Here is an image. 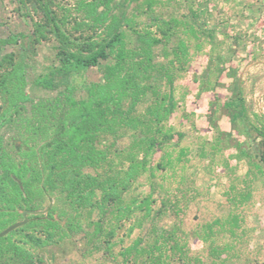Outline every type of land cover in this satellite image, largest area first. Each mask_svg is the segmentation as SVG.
Here are the masks:
<instances>
[{"label":"rangeland","instance_id":"374dc122","mask_svg":"<svg viewBox=\"0 0 264 264\" xmlns=\"http://www.w3.org/2000/svg\"><path fill=\"white\" fill-rule=\"evenodd\" d=\"M81 1L0 0V77L21 64L32 100L63 89L35 84L59 63L62 45L46 8L60 20L71 50L81 53L101 47L118 27L135 38L156 36L162 39L156 61L182 56L175 65L170 123L185 136L166 144L152 159V165L164 167L156 166L154 176L142 175L125 195L141 200L153 192L149 216L137 209L115 224L111 239L96 240L87 215L97 220L99 210L74 208L66 193L54 195L52 214L28 213L25 225L0 238V264H264V174L243 153L259 160L264 144L255 129L264 130V0H112L111 16L102 24L95 18L105 6L92 13ZM108 63L82 70L73 80L80 86L102 82ZM166 82L161 86L169 91ZM238 92L245 112L234 119L226 103ZM19 103L24 112L30 110L31 100ZM10 105L9 92L0 88V138L19 150L17 106ZM112 141L108 136L103 144ZM128 144V137L117 141L118 147ZM41 201L36 210L50 204L48 196ZM24 210L29 209H20L15 221L23 219ZM73 220L82 223L74 232ZM47 221L59 222L68 233L49 238L42 225Z\"/></svg>","mask_w":264,"mask_h":264},{"label":"trees","instance_id":"16d2710c","mask_svg":"<svg viewBox=\"0 0 264 264\" xmlns=\"http://www.w3.org/2000/svg\"><path fill=\"white\" fill-rule=\"evenodd\" d=\"M81 2V8L92 13L100 5L105 6L95 18L97 23L110 18L112 0ZM45 12L51 29L61 35L62 45L59 63L37 77L35 84L63 89L32 100L25 91L21 64H15L0 77V88L10 94V107L17 106L13 113L19 117L21 140L19 150H14L0 138V231L15 222L20 209L36 210L42 197L66 193L74 208L99 210L97 220L87 215L88 224L94 228L92 237L111 239L114 226L121 219L137 209L143 218L151 214L153 192L141 200L127 199L125 195L142 175L150 171L154 176L156 166L164 167L161 163L152 165V159L166 144L185 136L170 123L176 109L175 65L182 56L177 53L175 58L160 63L156 61V47L162 43L161 38L141 33H136L135 38L121 27L98 49L88 46L86 53L71 50L55 12L49 8ZM180 45L187 55L186 43L181 41ZM101 61H110L104 81L80 86L73 80L75 74L98 66ZM163 79L170 86L169 91L161 86ZM30 100L31 108L24 112L19 101ZM226 106L234 119L243 117L241 92ZM255 129L264 137V130ZM108 136L113 141L104 145ZM124 137L129 138V144L118 147L117 141ZM243 153L264 174V144L259 160L249 151ZM180 154L185 156L186 150L181 149ZM97 194L101 197L95 201ZM53 210L50 208L49 214ZM42 225L49 238L54 233H68L59 222ZM81 227L82 223L74 220L69 224L72 232ZM133 249L140 253L144 248ZM127 251L132 255V248ZM132 256L136 258L135 253Z\"/></svg>","mask_w":264,"mask_h":264},{"label":"water","instance_id":"95a60500","mask_svg":"<svg viewBox=\"0 0 264 264\" xmlns=\"http://www.w3.org/2000/svg\"><path fill=\"white\" fill-rule=\"evenodd\" d=\"M52 200H53L52 197L49 196L50 204L44 210H24L22 212L23 219L22 220H17L14 223H12L9 226H7L6 228H4L3 230H1L0 231V238L6 236L7 234H9L10 232L14 231L15 229L25 225L28 222V213H33V214L46 213L49 210V208L51 207V205H52Z\"/></svg>","mask_w":264,"mask_h":264}]
</instances>
